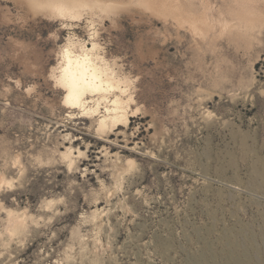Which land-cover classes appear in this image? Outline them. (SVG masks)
Instances as JSON below:
<instances>
[{
    "label": "rangeland",
    "instance_id": "374dc122",
    "mask_svg": "<svg viewBox=\"0 0 264 264\" xmlns=\"http://www.w3.org/2000/svg\"><path fill=\"white\" fill-rule=\"evenodd\" d=\"M18 1L0 0V264H223L231 243L264 263V0ZM66 53L109 91L69 104ZM114 98L123 119L100 123Z\"/></svg>",
    "mask_w": 264,
    "mask_h": 264
},
{
    "label": "bare ground",
    "instance_id": "6f19581e",
    "mask_svg": "<svg viewBox=\"0 0 264 264\" xmlns=\"http://www.w3.org/2000/svg\"><path fill=\"white\" fill-rule=\"evenodd\" d=\"M23 1L24 2L26 1V3H28L27 6H30L31 7L30 9H32L33 7V9L37 8L38 10L39 8V9H43L44 11L47 10L49 12H52V11L57 12L59 13V15H62V16L63 15L64 16L73 15V17H75L74 15H81L82 12L84 11L97 12L101 10V12L102 11L104 12V10L106 11L108 8L110 10V6H112L111 4L119 0H23ZM23 1L19 0L18 2L21 3ZM138 1H141V0H138ZM142 1H146V2L152 1V2L158 3L161 0H142ZM164 7L166 8L165 5ZM160 10L161 9H159V11ZM53 14H56V13H53ZM65 58H66V64H65L66 66L62 68V71H61V84L67 90L66 101L69 104L73 106L82 105L84 107V104H86L87 102L85 103L83 102V100L85 101V96L88 95L89 93L90 94L97 93L100 91L102 92L104 90L109 91V87H111L112 85L107 84V82H109V79H106V80L102 79V73H101L102 69L100 70L96 66L94 67L95 64L93 65V68H91L92 65L89 64L90 60L89 62H86V63L84 61L80 62L77 59L72 60L71 57L67 53L65 55ZM112 84L116 85V83H112ZM115 85L113 86V89L118 84L116 86ZM119 101L120 100H118V98L116 99L114 98V100L111 103L112 104L111 106H113L112 109L106 110L108 112V113L106 112L108 115L104 116L100 120V123L106 122L108 118H110L114 122H117L120 119H123L122 118L123 116L121 115V111H120L121 101L120 102ZM230 187L232 188V186ZM263 226H264V222H263ZM225 242H226L225 244L228 243L227 241ZM225 244L223 245L224 247H226ZM229 247H227L229 249L224 250L223 256L221 257L223 260V264H264L263 262H257V261L253 262L251 260V257L256 254V250H254L252 247H249V248L247 247L246 249L244 248L243 245L236 244V243H231V246ZM261 254L264 258V249L262 250Z\"/></svg>",
    "mask_w": 264,
    "mask_h": 264
}]
</instances>
